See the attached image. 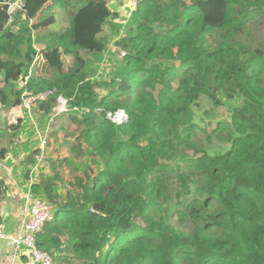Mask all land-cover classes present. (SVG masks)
Returning <instances> with one entry per match:
<instances>
[{"label": "trees", "instance_id": "trees-1", "mask_svg": "<svg viewBox=\"0 0 264 264\" xmlns=\"http://www.w3.org/2000/svg\"><path fill=\"white\" fill-rule=\"evenodd\" d=\"M16 1L0 0V109L26 102L41 121L69 118L71 156L96 168L70 182L64 159L40 182L25 169L27 193L54 209L37 249L54 264H264V0H137L108 81L96 80L103 29L122 28L109 9L121 0H19L13 16ZM56 5L69 24L51 33L54 17L39 13ZM201 97L237 105L208 130L194 123ZM212 140L230 147L209 155ZM37 151L24 162L37 164ZM5 191L0 179V201Z\"/></svg>", "mask_w": 264, "mask_h": 264}, {"label": "rangeland", "instance_id": "rangeland-1", "mask_svg": "<svg viewBox=\"0 0 264 264\" xmlns=\"http://www.w3.org/2000/svg\"><path fill=\"white\" fill-rule=\"evenodd\" d=\"M74 1V0H73ZM18 4L12 3L10 5L11 15L23 5L21 1H16ZM17 6V7H16ZM109 9L112 13H115L114 19L111 20L114 24H122V28L118 30L115 35H112V31L109 28V24L106 23L103 33L110 36L109 40V54L105 56V59L99 69L96 80L108 81L113 72V66L115 60L120 57L118 52V39L121 36L126 35V31L129 28V22L132 19V12L135 9L132 5V0H121L117 4H109ZM16 13V12H15ZM52 14L55 22L49 27L51 33H59L68 26L69 18L64 15L62 8L58 5L54 6L52 10L45 7L40 13L39 16H48ZM14 16V15H13ZM12 16V19L14 17ZM261 29H264V20L259 24ZM102 33V34H103ZM3 44H0L2 46ZM38 50H41L44 45H36ZM117 52V54H116ZM83 56H87V53H82ZM50 61L52 60L53 65L56 67H61L66 70V68L71 63L70 57H62L63 62L61 61V56H51ZM1 74H3L1 72ZM2 75H0V80ZM102 79V80H101ZM18 85H22L19 81ZM237 105V100L225 101L223 106H213L206 98L201 97L196 106L192 107L194 112V123L203 128L206 127L208 130L212 129L219 122L229 121L230 114L228 111V106L234 107ZM59 114L65 112L66 110L60 111L59 108H55ZM33 107L24 103L21 107H16L10 111H0V149L5 148L10 154L5 156L3 159L0 158V176L1 180L8 184V180H11V185L15 183V180L19 175L17 172H20V177L17 180L16 188L26 192L27 185L29 182H40L41 180L47 177H53L52 164L55 162V165H59V160H67V163L59 168V174L61 179L64 182H70L74 176L81 175L82 166L84 164L88 165L93 172L96 171V168L93 164L90 163L91 160L88 159V156L82 157L80 159L76 158V153H72V156L69 152V145L74 144L73 136L71 131L74 128V124L70 122V119L67 117H61L55 120L41 121L33 111ZM23 119V124L19 133L15 134L12 137V132L10 130L11 126L17 124V120ZM122 122V121H121ZM19 127V128H20ZM71 146V145H70ZM204 149L209 155H216L224 153L228 150L230 145L228 143H222L216 140H212L211 143H204ZM35 155H38L37 164H28L24 160L27 155L31 154L32 151L37 150ZM41 157H44L43 160ZM35 165V166H34ZM25 169H30L32 178L30 181H27L24 178ZM2 170V171H1ZM84 171H87L86 169ZM15 173V177L12 179L10 174ZM8 186V185H7ZM67 188V187H66ZM61 185V182L58 181L56 186V191L58 194L63 195L66 189ZM16 201L15 203H19ZM49 204V203H48ZM52 216L54 215V209L51 204ZM24 248L20 246V248Z\"/></svg>", "mask_w": 264, "mask_h": 264}, {"label": "built area", "instance_id": "built-area-1", "mask_svg": "<svg viewBox=\"0 0 264 264\" xmlns=\"http://www.w3.org/2000/svg\"><path fill=\"white\" fill-rule=\"evenodd\" d=\"M136 4L137 0H132L133 7H135ZM23 7V5H20V7L17 8L20 9ZM125 55L126 52L120 50V58H124ZM65 105L66 100L59 97L57 108L62 111L65 109ZM126 118L127 117L125 113L122 111L118 112L112 118V120L117 123H121V121H125ZM25 201V211L27 212V218L24 217L19 232L10 241V246L15 249V252L20 248V246H23L29 252L32 264H54L52 258L47 253L37 249L35 239L36 234L42 229L44 224L53 220L51 207L45 199L32 196L29 192L26 194ZM4 239H6L4 234V226L2 223H0V241Z\"/></svg>", "mask_w": 264, "mask_h": 264}, {"label": "crops", "instance_id": "crops-1", "mask_svg": "<svg viewBox=\"0 0 264 264\" xmlns=\"http://www.w3.org/2000/svg\"><path fill=\"white\" fill-rule=\"evenodd\" d=\"M19 130L12 133V135L19 133ZM17 174L19 176L14 179V184L11 185V180H8L4 198L0 201V222L4 226L6 236L5 240L0 241V264H32L29 252L25 248L21 247L15 252V249L10 246V241L19 232L24 217L27 218V212L25 211L27 189L26 192H23L16 188L20 172H17ZM10 177L13 179L15 173L10 174ZM16 201L20 202L15 203Z\"/></svg>", "mask_w": 264, "mask_h": 264}, {"label": "bare ground", "instance_id": "bare-ground-1", "mask_svg": "<svg viewBox=\"0 0 264 264\" xmlns=\"http://www.w3.org/2000/svg\"><path fill=\"white\" fill-rule=\"evenodd\" d=\"M4 234H5V230H4ZM5 238H6V236H5ZM5 240V239H4Z\"/></svg>", "mask_w": 264, "mask_h": 264}, {"label": "water", "instance_id": "water-1", "mask_svg": "<svg viewBox=\"0 0 264 264\" xmlns=\"http://www.w3.org/2000/svg\"><path fill=\"white\" fill-rule=\"evenodd\" d=\"M0 111H1V109H0ZM122 112V111H121Z\"/></svg>", "mask_w": 264, "mask_h": 264}]
</instances>
